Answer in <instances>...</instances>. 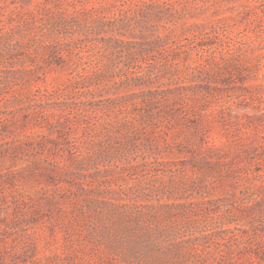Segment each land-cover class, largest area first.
Masks as SVG:
<instances>
[{
  "label": "trees",
  "instance_id": "16d2710c",
  "mask_svg": "<svg viewBox=\"0 0 264 264\" xmlns=\"http://www.w3.org/2000/svg\"><path fill=\"white\" fill-rule=\"evenodd\" d=\"M26 1L24 8L15 5L17 0H0L9 9L6 15L0 11V177L13 189L19 177L35 175L37 166L57 184L63 174L96 177L112 168L101 167V162L122 158L127 163L119 168L143 167L157 174L176 165L164 155L186 153L194 156L191 166L203 172H215L224 180L231 175L232 182L245 178L244 172L232 171L221 161L225 143L212 140L216 138L211 132L215 121L231 117L230 110L240 101L264 99V81L257 80L264 78V0H214L213 6L222 9L219 14L207 24L185 21L179 32L165 23L192 16L187 0H118L104 7L85 6L84 0H68V6L56 0ZM204 38L209 47H202L203 54L193 63L190 47L208 44H202ZM77 52L90 61L78 59ZM36 58L70 71L58 84L31 87L37 82H27L20 97L7 86L35 72ZM16 61L27 64L17 68ZM203 71L221 85L193 90L192 78ZM208 107V116L202 114ZM182 119L188 120L191 133L176 140L171 127L181 126ZM69 126L73 133L80 130L76 138L82 144L91 140L89 151L69 154V166L56 159H38L15 169L4 165L7 159L16 162L13 153L21 142L28 143L43 129L59 137ZM136 148L141 159L133 162L129 156ZM20 155H25L23 149ZM195 156L204 161L198 164ZM82 185L85 198L72 204L76 223L65 229L66 255L54 252L39 257L38 238L25 232L9 242L11 251L0 252V264H233L241 257L231 247L221 257L197 248L196 240L205 235L186 232L202 221L193 216L187 202L152 198L154 194L146 189L137 200L107 197ZM14 191L24 203L34 197ZM45 198L34 200L38 205L62 202L55 194ZM3 211L0 208V230ZM252 251L254 256L249 252L248 258L257 259L259 250Z\"/></svg>",
  "mask_w": 264,
  "mask_h": 264
},
{
  "label": "rangeland",
  "instance_id": "374dc122",
  "mask_svg": "<svg viewBox=\"0 0 264 264\" xmlns=\"http://www.w3.org/2000/svg\"><path fill=\"white\" fill-rule=\"evenodd\" d=\"M67 1L56 0L55 3L59 2L64 6H68ZM115 1L118 3V0H84V5L104 7ZM187 1L191 5L192 16L186 20L181 19L177 22L165 23L166 26L172 27L176 32L180 31L185 21L207 24L214 18L213 14H219L222 10L218 5L213 6L214 0ZM27 3V1L17 0L15 5L19 7L20 4H23V7L27 8ZM9 6L13 5L9 4ZM1 10L4 15L9 11L6 2H0ZM208 41L207 38H204L202 44L204 42L208 44H192L190 52L193 63L200 54H203V49L209 47ZM206 53L204 52V54ZM75 56L78 59L83 57L81 59L83 62L91 59L88 56L86 58L80 52L75 53ZM153 57V55L148 56L150 61ZM119 59H123V56ZM36 60L38 63L35 68L36 71L27 72L26 79H14L7 86L8 89H16L20 97H23L28 88L27 82H37L31 87L52 83L58 84L64 80L67 71H70L62 66H47L40 58H36ZM63 62H69L67 54L64 55ZM14 64L17 68H25L27 62L16 61ZM262 71L264 73V60H262ZM206 77L205 71L202 73L197 72L192 78L193 81L190 82L192 89L195 90L199 86L200 89H203L208 85H210V88L221 85ZM257 80L264 81V78L259 76ZM246 83H249V81ZM236 84L240 85L241 83L237 82ZM231 85L229 83V86ZM201 112L202 114L206 112L208 116L211 108H205ZM230 115L231 117L226 115V117H229L226 120L220 117L221 120L215 121L211 133L216 138L212 140H221L225 143L223 148L225 152L222 154L221 161L231 166L232 171L240 170L244 172L245 178L238 182H232L231 175L224 180L217 176L215 172H203L195 166L192 167L190 162L194 156L189 153L164 155V159L172 158L176 160V165L164 167V170H158L157 174L143 167L136 168L134 171L119 168V165L127 163V159L122 158L120 161L101 162V167L109 166L112 168L108 172L96 175V177L82 176L78 178L74 175L63 174L62 181L57 184L51 183L50 179H47V176L41 173L40 167L37 166L34 169L35 175H27L25 179L19 177L18 181L14 182L16 190L27 194V196H34L32 200L27 199L25 203L22 202V197L14 191L15 189L11 184L0 177V208L4 210L1 223L3 230H0V252L6 254V252L11 251L9 242L15 236H18L17 239L19 240L27 232L38 238L41 247L39 257L54 252H60L62 255L65 252L66 255L65 243L68 241L65 237V229L76 223V209L72 210V204H75L79 198H85V193L80 188L83 184L87 187H93L95 192L97 190L103 191L107 197L122 195L131 196L137 200L146 189L154 194L152 198L162 196V200H165L171 197L187 202L193 216L200 218L202 221L199 227L186 232L188 236H194L197 234L196 232L205 235L203 238L196 240L198 249L202 252H215L216 255L221 257L220 253H226L229 250L228 247H231L235 250L234 254L239 252L241 256L233 264H264V99L240 101L230 110ZM180 122L181 126L174 125L171 127V132L175 134L174 138L176 140H183L185 135L191 133L188 120L182 119ZM72 129L69 126L59 137L55 133L49 135L43 129L42 133L29 138L28 143L21 142V148L13 153L16 162L7 159L4 165H10L15 169L31 161H38V159H41V162H43L42 159H56L65 162L66 166H69V154L86 152L91 148L89 145L91 140L87 139L82 144L76 138L80 134V130L73 133ZM30 130L33 129H27L26 131L31 133ZM40 144L41 146H39ZM58 145H62L64 150H61ZM22 149L25 151L23 156L20 155ZM16 156L22 157L19 159ZM140 159V150L136 148L129 156V160L136 162ZM195 159L198 164L204 161L203 158L198 156H195ZM150 167L154 168L152 164H150ZM154 176H157L156 180H154ZM153 186H157V189L152 190ZM52 194H55L62 202H43L38 205L37 201L34 200H45L46 196ZM253 196H257V198ZM208 199H210V202L207 201ZM253 199L256 200L253 201ZM69 201L72 203H69ZM223 211L226 212L227 220L223 219L225 216ZM236 236H242V238L235 242ZM257 239H261V242H258ZM47 240H50V243H47ZM252 250H259L257 259L248 258L249 252L251 256H254ZM234 254L232 253L230 256ZM223 260L225 258L222 257L221 262ZM224 264L231 263L225 262Z\"/></svg>",
  "mask_w": 264,
  "mask_h": 264
}]
</instances>
